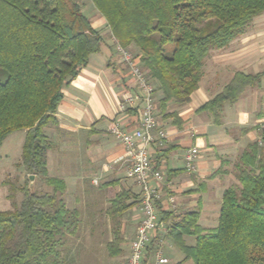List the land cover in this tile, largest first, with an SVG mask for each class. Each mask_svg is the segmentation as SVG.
<instances>
[{"label":"trees","instance_id":"16d2710c","mask_svg":"<svg viewBox=\"0 0 264 264\" xmlns=\"http://www.w3.org/2000/svg\"><path fill=\"white\" fill-rule=\"evenodd\" d=\"M90 1L116 44L129 52L135 49L131 53L153 92L160 91L161 113L170 101L189 102L209 51L227 46L264 12V0ZM102 40L77 0H0V68L8 73L0 82V146L11 133L24 131L23 169L52 189L39 194L26 186L18 206L0 210V264H59L66 233L78 227V210L67 209L63 198L65 181L48 174L52 142L44 128L56 122L64 88L100 50ZM263 75L236 72L198 109L210 112L219 124L224 103L236 101ZM235 177L239 184L224 190L215 227L199 226L198 211L185 212L165 227L183 254L182 262L264 264V153L259 142L240 154ZM131 198L127 190H119L107 213L117 217L140 203V195ZM158 209L160 220L170 216ZM185 236L194 237V243L188 245ZM120 242L115 235L107 243L109 255L120 253ZM153 246L154 241L149 250Z\"/></svg>","mask_w":264,"mask_h":264},{"label":"crops","instance_id":"0c3cea01","mask_svg":"<svg viewBox=\"0 0 264 264\" xmlns=\"http://www.w3.org/2000/svg\"><path fill=\"white\" fill-rule=\"evenodd\" d=\"M77 1L103 40L100 50L89 56L87 65L64 88L54 113L56 122L44 128L52 142V148L47 151V170L50 176L65 181L63 195L67 208L70 187L75 192L72 209L80 212L79 219L96 229L101 221L98 216L104 212L103 223L111 219L115 224L114 234L107 243L115 235L121 242L117 255L61 256L59 264H127L130 242L141 219L140 205L131 206L117 217H111L107 208L119 190H127L130 200L140 195V190L127 175L129 162L124 146L110 132V127L113 123L124 125L128 130L136 127L137 107L122 106L127 95L140 94V90L128 67L120 61L116 41L105 19L90 0ZM204 62L198 88L192 92L189 102L180 105L170 101L161 113L160 91L153 92L158 127L167 136L162 147L151 148L153 165H158L156 169L163 175V180L155 185L159 194L157 207L170 212L166 220H161L166 227L177 216L190 211L199 212L197 223L202 228L215 227L224 190L239 184L235 172L240 154L255 141L264 153L261 141L264 75L247 85L236 101L224 103L219 124L210 112L198 109L218 94L236 72L249 75L264 72V12L254 17L244 33L227 46L211 49ZM191 147L197 148L198 157L195 171L188 172L185 153ZM95 179L100 184L97 187ZM165 235L163 253L169 260L167 264H191L182 262L183 254ZM184 239L188 245L195 240L192 236ZM88 243L85 251L97 255L102 242L90 237Z\"/></svg>","mask_w":264,"mask_h":264},{"label":"built area","instance_id":"2783aa9c","mask_svg":"<svg viewBox=\"0 0 264 264\" xmlns=\"http://www.w3.org/2000/svg\"><path fill=\"white\" fill-rule=\"evenodd\" d=\"M116 50L120 61L128 67L130 76L140 90V94L127 95L122 106L123 108L137 107L136 127L128 130L118 123H113L110 127V132L119 138L124 146L129 162L127 175L140 190L141 219L130 242L128 264H167L169 260L163 253L164 238L159 236L165 228L159 216L157 207L159 194L155 185L163 180V175L154 167L151 158V148L162 147L167 136L158 127L153 88L140 69L137 56L118 44H116ZM197 157L196 147L186 151L185 168L188 172L195 171ZM93 182L96 184L98 181L95 179ZM153 241L157 243L149 250Z\"/></svg>","mask_w":264,"mask_h":264},{"label":"rangeland","instance_id":"374dc122","mask_svg":"<svg viewBox=\"0 0 264 264\" xmlns=\"http://www.w3.org/2000/svg\"><path fill=\"white\" fill-rule=\"evenodd\" d=\"M131 50V49H130ZM132 53H136L135 49L131 50ZM206 59V58H205ZM205 64V62H204ZM206 69V66H205ZM8 73L6 70L0 68V82L6 81ZM24 139V131H16L8 135L0 146V210H13L19 205L22 199V189L26 186L36 193H50L51 187L43 184L38 178L34 177L33 180L27 182L28 174L23 169L21 164V149ZM93 183V182H92ZM94 184L95 187L99 186ZM67 196V204L69 210L74 207L75 204V192H72L73 188L69 187ZM74 190V189H73ZM70 193V194H69ZM74 193V194H73ZM64 198V195H63ZM78 202H79V197ZM65 201V198H64ZM66 204V203H65ZM140 205V203H138ZM80 207V206H79ZM79 212V211H78ZM83 215V213H82ZM80 216V212H79ZM84 216V215H83ZM104 212L99 214L97 228H90L89 222L80 220L78 227L74 233L69 237L66 233L60 252L62 256H108V250L106 247L109 236L114 234L115 224L109 219V223H103ZM85 218V217H84ZM138 226V225H137ZM164 228L166 226L162 225ZM166 229L160 232L159 236H163L166 239ZM164 233V235H163ZM90 237L93 240H100L102 246L98 247V254L93 251H85V245ZM157 242H154V246ZM67 248V249H66ZM66 250V252H64ZM73 251V253H72ZM101 252V255L99 254ZM128 264V259H127Z\"/></svg>","mask_w":264,"mask_h":264},{"label":"water","instance_id":"95a60500","mask_svg":"<svg viewBox=\"0 0 264 264\" xmlns=\"http://www.w3.org/2000/svg\"><path fill=\"white\" fill-rule=\"evenodd\" d=\"M35 176L34 175H29L28 178H29V181L31 182L33 180Z\"/></svg>","mask_w":264,"mask_h":264}]
</instances>
